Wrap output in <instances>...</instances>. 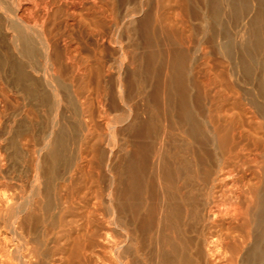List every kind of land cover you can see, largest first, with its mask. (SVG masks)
I'll use <instances>...</instances> for the list:
<instances>
[{
  "label": "bare ground",
  "instance_id": "6f19581e",
  "mask_svg": "<svg viewBox=\"0 0 264 264\" xmlns=\"http://www.w3.org/2000/svg\"><path fill=\"white\" fill-rule=\"evenodd\" d=\"M0 264H264V0H0Z\"/></svg>",
  "mask_w": 264,
  "mask_h": 264
},
{
  "label": "rangeland",
  "instance_id": "374dc122",
  "mask_svg": "<svg viewBox=\"0 0 264 264\" xmlns=\"http://www.w3.org/2000/svg\"><path fill=\"white\" fill-rule=\"evenodd\" d=\"M139 17V16H138ZM190 50H193V47H188ZM198 52V51H197ZM197 54H199L200 55V53L198 52ZM15 100V99H14ZM11 101H13V100H11ZM18 101H20V100H18ZM14 103H16L17 102V99L15 100V101H13ZM13 102H11V104H10V106H11V109H9L10 111H12V110H15L16 108H15V106L14 105H12L13 104ZM19 103V102H18ZM17 104V103H16ZM21 104V106H22V103H20ZM12 106H13V109H12ZM17 106H19L20 107V105L18 104ZM9 108V105L8 106H6V112H9L7 109ZM18 109V108H17ZM42 114H44L46 117H48L49 118V116L48 115H46V113H43L42 112ZM73 145V146H72ZM71 146V151L73 150V152H75L76 150H75V145L74 144H72ZM130 148V147H129ZM115 149V148H114ZM75 150V151H74ZM128 150H130V149H128Z\"/></svg>",
  "mask_w": 264,
  "mask_h": 264
}]
</instances>
